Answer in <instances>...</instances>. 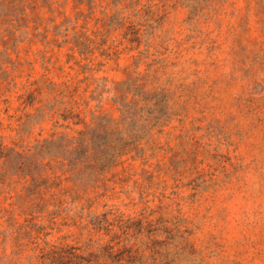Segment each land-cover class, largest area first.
Segmentation results:
<instances>
[{
    "label": "rangeland",
    "instance_id": "obj_1",
    "mask_svg": "<svg viewBox=\"0 0 264 264\" xmlns=\"http://www.w3.org/2000/svg\"><path fill=\"white\" fill-rule=\"evenodd\" d=\"M149 2L152 13H137ZM53 81L74 90L65 99L80 118L23 125L42 102L25 107L20 95ZM129 84L165 94L162 110L140 102L126 124L143 152L87 189L30 195L18 174L0 181V264H46L41 250L53 246L59 264H80L114 233L141 264H264V0H0L5 150L77 135L100 115L120 120ZM103 212L133 225L96 230Z\"/></svg>",
    "mask_w": 264,
    "mask_h": 264
},
{
    "label": "trees",
    "instance_id": "obj_2",
    "mask_svg": "<svg viewBox=\"0 0 264 264\" xmlns=\"http://www.w3.org/2000/svg\"><path fill=\"white\" fill-rule=\"evenodd\" d=\"M125 1L129 6H136L140 0H117V2ZM151 1V0H149ZM142 9L147 13H152V4L145 3L142 8L137 9V13ZM132 33H136V25L130 21L128 25ZM36 85L29 89L28 92L22 93L21 103L34 105L35 102H42V105L36 108L35 113H26V119L23 121L25 125L33 116L43 120L45 117L57 116L59 118L79 117L72 102L65 99L67 96H73L74 90L69 84H57L50 82L47 86L35 83ZM51 94L46 100L40 99L43 93ZM132 92V97H121L118 102L122 111L120 120H116L107 115L97 116L95 125H88L78 131L77 135L61 134L44 139L34 146V150L19 151L13 148L5 150L3 142H0V181H7L13 174H18L20 178H24L25 189L30 195H40L43 191L51 190L56 187L60 192L68 191L66 187L89 188L99 186L100 182L105 183L107 171L122 161V157L131 150H136L135 156L143 152L140 148L139 134L133 133L126 126L129 124L128 119L134 120L136 108L140 102L145 105L140 111H148L153 113L157 107L163 109L165 94L159 91L150 92L142 89L139 85L129 84L125 89V93ZM143 116V114H142ZM162 113L154 115L160 118ZM80 118V117H79ZM56 122H59L57 119ZM133 124V123H131ZM71 182L72 186H63V182ZM52 192V195H56ZM63 198L55 205L62 206ZM120 222L123 232L127 233L133 224L132 220L121 218L118 216L114 220H110L108 212L102 215H96L91 218L93 228L96 230L105 229L108 234L112 231L115 222ZM140 230L145 228L144 220L139 226ZM148 230L154 233L158 226H153L151 222H147ZM168 230V227L164 228ZM121 234H111L108 242L100 244L97 249L90 251L89 254H80V264H141L138 250L124 240ZM41 257L47 260L46 264H59L64 258L63 251L53 246L50 249L42 248ZM69 256H77L73 251ZM70 262V260L68 261Z\"/></svg>",
    "mask_w": 264,
    "mask_h": 264
}]
</instances>
